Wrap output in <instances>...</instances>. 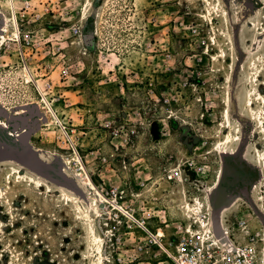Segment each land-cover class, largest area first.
Returning <instances> with one entry per match:
<instances>
[{"label":"rangeland","instance_id":"rangeland-1","mask_svg":"<svg viewBox=\"0 0 264 264\" xmlns=\"http://www.w3.org/2000/svg\"><path fill=\"white\" fill-rule=\"evenodd\" d=\"M208 1L51 0L55 18L45 26L52 46H65L70 75L60 82L53 72L55 101L33 103L40 116L31 147L0 126V264H90L87 225L74 203L90 199L72 177L84 172L62 161L74 153L98 193L105 198L119 187L123 205L152 232L173 236L177 224L201 217L221 242L262 251L264 135L240 111L256 94L252 80L264 81V0ZM21 3L0 0V29L6 17L15 27ZM72 25L81 34L70 36ZM12 38H0L3 108L38 101ZM46 107L51 125L40 121ZM225 109L239 140L223 146ZM59 120L72 130L74 148ZM12 166L40 185L16 183ZM175 171L180 178H171ZM197 203L199 218L185 210ZM106 207L98 202L92 215L102 264H125L132 242L105 238Z\"/></svg>","mask_w":264,"mask_h":264},{"label":"built area","instance_id":"built-area-1","mask_svg":"<svg viewBox=\"0 0 264 264\" xmlns=\"http://www.w3.org/2000/svg\"><path fill=\"white\" fill-rule=\"evenodd\" d=\"M21 5L19 16L13 11L17 35L12 38L18 54L16 63L25 74L24 80H29L26 83H31L38 101L6 108L12 113L33 103L44 104V98L47 101L48 99L55 101L52 97L54 86L51 75L57 72L60 82L70 75L64 53L65 46L54 48L45 26V18H55L51 0H22ZM66 30L70 36L81 34L80 28L75 25ZM39 73L42 74L38 76ZM39 79L44 81L42 85L38 84ZM57 127L69 145L74 148L72 130L68 125L59 120ZM171 175V178H180L179 171ZM122 195L119 187L107 190L104 203L107 207L102 212L101 219L104 236L108 241L121 242L122 239H126L132 242V253L125 264H264L262 254L253 244L232 246L230 243L221 242L207 232L201 222L197 223L198 219L197 222L177 224L176 234L173 236L165 237L163 234L160 237L158 230L161 228L152 232L144 216H139L134 209L123 205Z\"/></svg>","mask_w":264,"mask_h":264},{"label":"bare ground","instance_id":"bare-ground-1","mask_svg":"<svg viewBox=\"0 0 264 264\" xmlns=\"http://www.w3.org/2000/svg\"><path fill=\"white\" fill-rule=\"evenodd\" d=\"M204 1L206 4L211 5V3H209L208 0H204ZM84 7H85V5H84ZM84 7H83V10H84ZM222 13H223V10H222ZM93 14H94V10L91 9L89 11V16H93ZM2 24H3L2 25L3 27H2V29H0V38H2V40H4L5 37H7V36H11V37L17 36L16 30L14 28L12 30L9 29V18L8 17H6L5 19L2 20ZM14 25H15V23H14ZM262 57L264 59V54H262ZM258 81L259 80H252V82H254V86L256 87V89H254V91H256V94L253 95V97H252V95H250L249 98H247L243 101V106H244L245 110L242 111V109H241L240 112L243 115L250 117L252 120H254L255 123L257 124L258 130L260 131V133L262 135H264V95H262V93L260 91L262 89L264 90V81H260V82H258ZM257 85H260L261 88H257ZM43 100H45V99H43ZM254 103H258V105L255 109L253 107ZM34 105L36 106L37 104H34ZM3 109H5L7 111L6 108H3ZM44 109L46 110V113L40 109L41 119L45 120V122H48V124L51 125L52 119H51V114L49 111L50 108L48 109V107H46ZM37 113H38V110H37ZM12 114L15 116H20V115L24 114V111L20 109V111H16L15 113L13 112ZM54 117L56 118V116H54ZM223 118L225 120V125L223 126V128L226 131L229 130V132H227L223 135V137L220 139L219 143H220V145L225 146V145L237 142L239 140V133L232 134L230 132L231 131V123H230V118H229V114L227 112V109H225L223 111ZM56 121H57V119H56ZM0 126L3 129L10 130V128L6 124V122L4 120H1V119H0ZM12 134H14V133H12ZM14 136L16 137L15 134H14ZM219 143H218V145H219ZM31 146H32V140L30 139L29 145L27 147H31ZM260 158H261V155L256 156V159H260ZM62 161L66 165L71 164V163H75L84 172V175H79L76 173L77 171L75 170L76 172L74 171L72 173V177H74L77 180L79 188H81V191L85 192L87 194V196H89L90 201H86L83 203L80 201V199L78 197H76L74 199V203H75V207H76L78 214H80L82 217H84V220H85L86 225H87V236H88L87 256H88L89 262H90V264H102L101 239L95 233L92 215H95L98 213V202H99V204L105 203V198L98 193L97 189L92 184L89 177L86 175V173H85L86 171H84V169H83L84 166H82V163H81L80 159L78 158L77 154L74 153V154H72L71 157H68V158L65 157V158H63ZM11 170L15 174V182L16 183H24V182L28 183L29 182V183L34 184V186H36V187L40 185L39 184L40 179L36 176L34 177V176L30 175L27 171H24L23 168H20L18 166H12ZM79 179L81 182L79 181ZM61 192H62V195H65L66 198L69 199L71 197L69 194L64 193L63 190ZM0 195H2V194L0 193ZM0 199H1V196H0ZM185 210L189 213L196 215V218H197L198 214L201 212V204L200 203H197L195 205L185 204ZM263 215H264V213H263ZM199 222H201L202 226L205 228V230H207V232H209L210 234L214 232V229H213L214 226H213L212 221L198 219L197 223H199ZM2 225H4V223H2L0 221V226H2ZM162 235H163V232L161 230H158V236L161 237Z\"/></svg>","mask_w":264,"mask_h":264},{"label":"water","instance_id":"water-1","mask_svg":"<svg viewBox=\"0 0 264 264\" xmlns=\"http://www.w3.org/2000/svg\"><path fill=\"white\" fill-rule=\"evenodd\" d=\"M21 110L27 111L33 115H39L35 105L25 106L20 108ZM17 109V110H20ZM16 111V110H15ZM0 119L4 120L9 126L10 131L16 135L17 140L22 146L27 147L31 136L38 130L39 123L36 120L31 122L25 115L15 116L12 113H8L5 109L0 106ZM28 148V147H27Z\"/></svg>","mask_w":264,"mask_h":264},{"label":"flooded vegetation","instance_id":"flooded-vegetation-1","mask_svg":"<svg viewBox=\"0 0 264 264\" xmlns=\"http://www.w3.org/2000/svg\"><path fill=\"white\" fill-rule=\"evenodd\" d=\"M27 113H28V114L25 115V117L29 118L31 121H32V119H33V120L38 119V118H36L37 115H33V114L29 113V112H27ZM260 253H261L262 256H263V261H264V248H262V251H260Z\"/></svg>","mask_w":264,"mask_h":264}]
</instances>
